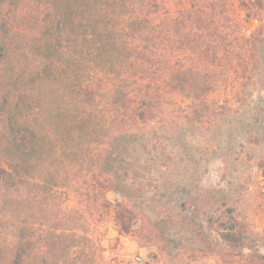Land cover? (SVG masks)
I'll return each mask as SVG.
<instances>
[{
	"label": "trees",
	"instance_id": "trees-1",
	"mask_svg": "<svg viewBox=\"0 0 264 264\" xmlns=\"http://www.w3.org/2000/svg\"><path fill=\"white\" fill-rule=\"evenodd\" d=\"M248 3L254 12L246 15L260 23L245 38L235 34L224 0H0V264L4 255L20 264L26 251L31 264H47L59 243L49 234L70 230L75 238V229L51 224L47 195L67 186L68 176L90 175V188L115 190L107 159L115 160L117 142L143 138L163 119L175 122L163 96L184 94L191 101L178 111L191 118L239 107L215 97L238 77L243 86L264 61V0ZM15 12L31 19L28 56L8 36ZM257 166L264 172V156ZM216 211L223 225L204 255L251 264L259 233L237 202ZM113 212L119 231L160 242L157 225L133 205L119 202ZM75 239L58 249L55 264H83L92 246L81 234Z\"/></svg>",
	"mask_w": 264,
	"mask_h": 264
},
{
	"label": "rangeland",
	"instance_id": "rangeland-1",
	"mask_svg": "<svg viewBox=\"0 0 264 264\" xmlns=\"http://www.w3.org/2000/svg\"><path fill=\"white\" fill-rule=\"evenodd\" d=\"M248 1L224 0L235 34L245 38L260 23L257 17L246 15L247 11L254 12ZM10 16L15 32L9 31L8 36L15 37L14 44L18 40L17 46H23L28 56L26 37L31 19L28 15L24 19L17 12ZM259 52L264 58V49ZM259 64L256 62L255 75L247 78L243 86L238 77L239 83L215 97L218 101L226 97L239 105L222 115L210 108L191 118V114L178 111L191 101L184 94L163 96L169 103L168 112H175V122L170 126L163 119L143 138L117 142L115 160L107 159L111 171L117 172L115 190L90 188V175L68 176L67 186L47 195L51 224L75 229L71 231L83 235L82 243L92 246V251L83 257V264H225L203 251L207 240L215 239V230L223 225L221 218L214 216L225 200L237 202L253 231L259 233L257 254L249 261L264 264V172L257 166L258 159L264 156V61L260 67ZM212 97V93L206 96ZM254 134L259 136L257 141ZM98 192L111 205L106 211ZM119 202L133 205L156 224L160 242L146 241L142 236L145 230L142 237L119 231L113 218V205ZM140 225L138 219L134 228ZM60 233L62 236H58ZM72 233L55 231L56 239L49 234L51 240L59 243L48 255L47 264L58 262L63 244L77 240L78 234L73 238ZM244 253L248 258L249 251ZM9 258L4 255L2 264H10ZM20 264H31L29 252L20 256Z\"/></svg>",
	"mask_w": 264,
	"mask_h": 264
}]
</instances>
